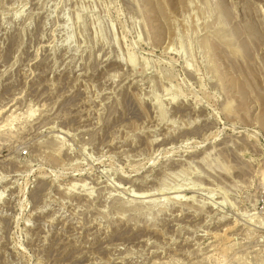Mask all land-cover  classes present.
Wrapping results in <instances>:
<instances>
[{"label": "rangeland", "instance_id": "rangeland-1", "mask_svg": "<svg viewBox=\"0 0 264 264\" xmlns=\"http://www.w3.org/2000/svg\"><path fill=\"white\" fill-rule=\"evenodd\" d=\"M262 173L264 0H0V264H264Z\"/></svg>", "mask_w": 264, "mask_h": 264}, {"label": "bare ground", "instance_id": "bare-ground-1", "mask_svg": "<svg viewBox=\"0 0 264 264\" xmlns=\"http://www.w3.org/2000/svg\"><path fill=\"white\" fill-rule=\"evenodd\" d=\"M131 61L134 62L132 59H131ZM262 176H264L263 173H262ZM263 179H264V178H263ZM263 179H262V180H263ZM262 180H261V181H262ZM261 183H262V182H261ZM261 187H262V186H261ZM191 199H192V198H191ZM233 257H235V256H233Z\"/></svg>", "mask_w": 264, "mask_h": 264}]
</instances>
